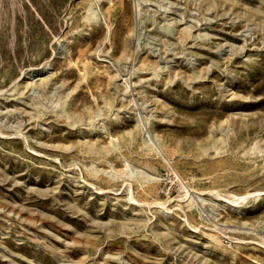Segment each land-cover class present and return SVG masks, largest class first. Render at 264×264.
<instances>
[{"label":"rangeland","instance_id":"374dc122","mask_svg":"<svg viewBox=\"0 0 264 264\" xmlns=\"http://www.w3.org/2000/svg\"><path fill=\"white\" fill-rule=\"evenodd\" d=\"M215 191L264 192V0H0V264H264Z\"/></svg>","mask_w":264,"mask_h":264},{"label":"bare ground","instance_id":"6f19581e","mask_svg":"<svg viewBox=\"0 0 264 264\" xmlns=\"http://www.w3.org/2000/svg\"><path fill=\"white\" fill-rule=\"evenodd\" d=\"M110 18V17H109ZM108 26V25H107ZM211 192V191H210ZM212 192H214V191H212ZM216 192V191H215ZM211 194V193H210ZM202 195H205V194H200V196H202ZM216 195H217V197L220 199V201L222 202V201H224L225 203H227V205L228 206H231V207H240V204H242V203H244V202H246L249 198H253V197H264V192L263 193H260V192H258V193H249V194H247V195H244V196H237V195H228V196H225V195H222L221 193H219V192H216ZM214 196V195H213ZM184 198V197H183ZM186 198H188V201L191 199L190 197H189V195L187 194L186 195ZM216 200H218V199H216ZM184 201V200H183ZM187 201V200H186ZM201 201L202 202H204V199H201ZM220 202V203H221ZM222 204H224L223 202H222ZM226 205V204H225ZM161 206H163L162 204H161ZM166 206V205H165ZM224 206V205H223ZM159 207H160V205H159ZM227 207V206H226ZM162 208V207H161ZM164 208V207H163ZM233 209V208H232ZM238 209V208H237Z\"/></svg>","mask_w":264,"mask_h":264}]
</instances>
